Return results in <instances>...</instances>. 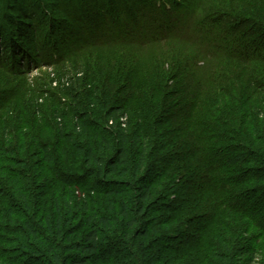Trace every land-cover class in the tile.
I'll list each match as a JSON object with an SVG mask.
<instances>
[{
  "label": "trees",
  "instance_id": "obj_1",
  "mask_svg": "<svg viewBox=\"0 0 264 264\" xmlns=\"http://www.w3.org/2000/svg\"><path fill=\"white\" fill-rule=\"evenodd\" d=\"M174 6L146 0L132 8L142 12L141 20L126 12L134 29L121 31L113 23L106 27L108 39L89 42L96 47L66 54L59 47L66 39L53 34L34 46L33 38L0 46V264H240L242 256L241 264H257L259 248L240 245L239 226L227 223L229 230L219 234L224 213L203 216L207 228L189 236L180 235L181 229L193 221L179 215L189 208L179 207L174 216L169 209L179 200L173 198L178 190L187 191L191 183L179 143L185 132L186 143L193 142L206 164L188 206H201L205 190L228 219L251 220L261 233L260 245L264 241V216L252 207L264 210V185L245 187L264 184V0H230L220 15L213 10L204 16L209 19L201 16L196 37L187 42L202 60L182 61L173 53L152 77L145 73L139 80L133 50L175 36L183 22L178 13L187 10ZM100 20L86 14L84 22L97 32ZM160 27L166 34L161 38L155 32ZM23 29L24 40L29 36ZM144 29L149 32L139 36ZM5 32L0 27V45ZM95 48H115L122 55L104 62ZM37 52L61 66L54 78L16 81L23 76L16 64L32 68ZM191 70L202 73L194 84L186 76ZM49 179L61 195L45 189L52 186ZM157 208L164 210L163 223L160 217L149 221ZM152 237V244L177 243L168 253L150 255L146 246ZM117 244L124 254L111 255Z\"/></svg>",
  "mask_w": 264,
  "mask_h": 264
},
{
  "label": "rangeland",
  "instance_id": "obj_2",
  "mask_svg": "<svg viewBox=\"0 0 264 264\" xmlns=\"http://www.w3.org/2000/svg\"><path fill=\"white\" fill-rule=\"evenodd\" d=\"M13 1L12 3H10ZM32 1H37L38 6L34 5L31 6L30 2ZM106 1V2H105ZM130 3H129V2ZM154 2L155 0H149ZM165 1V2H164ZM157 2L161 4V6L169 4L173 7L174 4L177 6L179 10L184 9L187 10L186 14L182 16V14L178 13V16L182 18V28L181 29H175V36L173 35L169 41L163 42V44L160 45H155L154 47L150 48H142L139 51L133 50L135 52L136 60H135V65L137 67L136 73L138 72L139 75V80H143V74L146 73V76H153V71L154 68L157 66H160L161 61H165L170 59L173 53H178L179 56L182 57L183 60H191V59H197V55L195 52V49L193 46H190L187 41L193 40L196 37V21L199 19L201 16H209L213 10H218V14L220 15L222 12H220V9H228L229 2L230 0H164ZM105 2V3H104ZM174 3V4H173ZM146 4V0H126L121 1V0H0V27H3L7 33L3 37V39L6 38V40L1 43L0 46L3 45L5 47L6 45H9L8 42L10 43L11 39L13 38L16 41H21L24 44H27L30 38H33L35 42L32 43L34 46L37 41L40 40L42 37H46L47 35L49 36L50 34H53L55 39H66L64 44V47L62 45H59V47L62 50V53L66 54L69 52H74L76 51L79 47L85 48V45L88 47H96L94 45L91 46L89 45V42L92 43H97L101 42L103 40L108 39L109 34L106 29V27H113V23L116 25L117 23L121 26L122 28L120 29L121 31L126 30L127 28L134 29L135 27L129 22L126 15V12L133 14L135 18H138V20L142 19V12H136L132 8L136 9L135 7H142ZM149 6V2L147 3ZM179 5V7H178ZM147 6V8H148ZM175 7V6H174ZM141 9V8H140ZM190 9V10H189ZM17 10L21 13L18 14L16 13ZM220 13V14H219ZM74 17H73V15ZM86 14L91 17V19L94 21V19H97L98 17L101 19L100 24L102 27H97L98 33L95 32L96 27L94 24L89 22H84L86 18ZM23 15H28L23 17ZM119 18H116V17ZM27 17H32V20H27ZM24 18V19H23ZM76 19H82V21L79 23ZM94 18V19H93ZM210 17H204L202 20L209 19ZM7 21H11L13 23H8L6 25L5 23ZM20 21L23 25H17L16 23ZM16 22V23H15ZM16 25H15V24ZM25 23V24H24ZM108 23V24H107ZM173 23V22H171ZM43 24V25H41ZM42 26V30H38V26ZM20 26V27H18ZM184 26V27H183ZM186 26V27H185ZM28 33L29 38L27 39H22L21 35L22 33L24 34ZM116 29V28H115ZM155 30V29H154ZM149 31L146 32V29L141 30L140 35L147 34ZM151 32L152 29H151ZM155 32L157 34H160L158 37L161 38L162 34L165 36V27H160L159 29H156ZM154 32V33H155ZM15 33V34H14ZM95 33V34H94ZM13 36H11V35ZM150 34V33H149ZM168 34V33H167ZM219 34V33H218ZM118 35V34H117ZM120 35V34H119ZM176 35H181V36H176ZM220 35V34H219ZM11 36V37H10ZM51 37V36H49ZM8 40V41H7ZM66 43V44H65ZM22 44L23 47L26 49L28 48L27 45ZM86 46V47H87ZM65 48V50H64ZM28 50V49H27ZM8 51V50H7ZM96 52V55L99 56L102 61L108 62V60L118 58L122 55L120 50H117L115 48H95L94 53ZM8 53V52H6ZM63 55V54H62ZM52 57V53H48L47 57ZM33 59L35 60V65L32 66V68H27L26 66L20 67L19 65L16 66L19 68L20 73H23L21 77H16V81L19 79H26L28 83H31L33 80H36L37 78L40 77H45V76H50L51 78H54V73L57 72L59 65H53L51 64L50 60L48 58L44 59L41 55L40 52H37L35 55H33ZM202 60L201 56L198 59V61ZM24 62L22 61V64ZM21 64V63H20ZM199 65L203 66L204 62H198ZM237 65L236 63H234ZM58 67V68H57ZM169 68L170 67H165L164 70V75L167 77L169 75ZM168 70V71H167ZM198 71H204L202 68L201 70ZM195 71H190V74H186L187 78H189V82L191 84H194V81L198 79L202 73ZM127 75L125 74V77L130 76L128 75V72H126ZM194 77H191L193 75H196ZM150 77V78H151ZM143 83L144 82H140ZM173 81H170L169 84H173ZM194 86V85H193ZM52 89H57L56 84H52ZM190 94V93H189ZM192 97V95L190 94ZM44 103L48 104L49 97L44 96ZM67 99L68 102L72 101L71 98L65 96V100ZM186 101V97L183 95V98ZM190 99V98H189ZM43 103V104H44ZM51 106V104H50ZM126 121V119L122 120ZM188 130V129H186ZM189 133V132H186ZM180 149L181 151H184V153L187 154V159H184L186 161V178H188L191 183L188 187V190L184 189L183 187L178 190V193L174 195L173 198L177 197L179 200L176 204H172V206L169 209V215L174 216L176 215L179 207H185L189 208L188 211L186 210L185 212H181L180 215V220L184 219L182 218L183 216L186 217L188 215L189 219L193 221L191 226H186L182 227V234H186L189 236H194L197 234V228L199 229H205L207 228L208 224L206 223L207 221L203 216L211 217V216H216L220 213H224L223 219L225 221L224 225L221 226V228H218V232L221 235H225L226 232L229 230V228L226 227V224L228 223L230 226L233 224H236V226H239L242 231H244L240 237L242 242H240V245L244 246H251L254 245V247L259 248L257 250L258 254L256 255V263L257 264H264V253H262V250H260V246L263 247L264 251V241L260 245V239L262 238L261 233L253 227L252 221L251 220H234L228 219L226 216V213L224 210L214 206L216 201L213 200V198L207 196V192L205 190L203 191V194L205 196V200L202 201L201 206H188L189 204H192L193 202V195L197 193V188L195 184H199L202 182L201 175L204 176L206 174H202L206 164L204 162V159L201 157L202 155L198 154L195 149L194 145L192 146L193 142H187V136L185 135V132L180 133ZM187 137V138H186ZM184 147V149H183ZM179 164V162H178ZM180 166V165H177ZM163 168V166H158L156 171L154 172L156 176L160 174V170ZM179 175L176 174L175 176L173 175V178H177L176 176ZM166 181H168L169 177L164 178ZM47 180V179H46ZM45 180V181H46ZM182 179H178V182L180 185H183ZM51 185H47V190H50L52 188L53 190V196L55 192H59L61 195L63 193L62 190L56 189L54 186V183L49 179V182ZM195 183V184H194ZM256 185H264L260 181H255L252 184L249 183L245 186L247 188H253ZM49 186V187H48ZM202 189V188H201ZM105 199H102V203H105ZM192 202V203H191ZM195 202V201H194ZM254 207L253 211L255 214L259 216H264V210L261 209L260 205H255L253 204ZM177 214V215H178ZM165 213L164 210L157 208L156 213L153 214L149 221L151 223H155V219L160 217V222L163 223V219ZM153 219V220H152ZM223 221V222H224ZM157 222V221H156ZM237 222V223H236ZM164 226V225H161ZM155 228V224L151 225L150 230L153 231ZM161 229V228H160ZM159 229V230H160ZM164 229V228H163ZM257 231V232H256ZM217 232V233H218ZM241 232V231H240ZM163 233V231H162ZM259 233V234H258ZM258 235V236H257ZM177 236V235H176ZM238 236V235H235ZM175 237V236H174ZM155 237H152L149 239V242L147 243L146 249L150 255H160L162 252L167 250L168 251L171 249V247L175 246L176 243L170 242L169 244L167 242L161 243L157 241L155 244H152L150 241L154 242ZM159 239V238H158ZM236 238V241L239 242L240 240ZM181 241V240H180ZM258 243V244H257ZM257 245V246H256ZM259 245V247H258ZM131 247L133 246L132 244L130 245ZM222 248V251H225V248L220 246V249ZM124 246L121 244H117L115 247V250L111 253L114 254L115 256L122 255L124 254L123 252ZM114 257V256H113ZM238 259V256L236 257ZM245 257L242 256L241 260L238 262L241 264L244 261Z\"/></svg>",
  "mask_w": 264,
  "mask_h": 264
}]
</instances>
